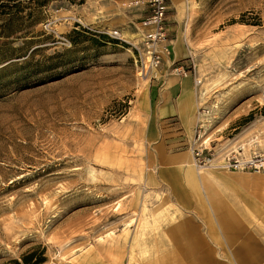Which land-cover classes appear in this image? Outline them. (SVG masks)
Wrapping results in <instances>:
<instances>
[{
    "label": "rangeland",
    "instance_id": "374dc122",
    "mask_svg": "<svg viewBox=\"0 0 264 264\" xmlns=\"http://www.w3.org/2000/svg\"><path fill=\"white\" fill-rule=\"evenodd\" d=\"M0 4V264L29 253L35 264H264V174L215 175L226 151L264 146V0L185 9L186 60L200 82L197 125L173 147L191 161L177 170L143 139L148 82L136 75L132 30L113 28L127 41L105 32L143 4ZM199 144L213 165L195 164Z\"/></svg>",
    "mask_w": 264,
    "mask_h": 264
},
{
    "label": "crops",
    "instance_id": "0c3cea01",
    "mask_svg": "<svg viewBox=\"0 0 264 264\" xmlns=\"http://www.w3.org/2000/svg\"><path fill=\"white\" fill-rule=\"evenodd\" d=\"M192 1L170 0L168 12L170 53L165 55L160 63V77L148 82L146 93L142 96L140 103L137 104L144 141L148 142L151 149L156 152L158 164H164V166L176 170L188 165L191 157L185 149L174 150L173 147L175 144L182 146L186 144L188 135L193 131L194 125H197L196 121H198L196 116L197 91L193 85L192 74L182 75L172 70L173 64L184 65L187 61L188 50L182 31V16ZM129 2L132 3L134 0H129ZM134 7L123 16V19L121 14H119V17H112V24L108 26L109 28L106 25L102 26L103 29L107 28L105 32L116 27L124 28L125 25V27L132 30L130 35L134 40L136 26L145 13L144 8ZM130 22L131 24H129ZM253 140L257 141L256 139ZM250 142L246 141L241 144L243 153L250 150L264 152V146L258 145L257 142ZM217 170L215 175L227 181L247 179L250 176L249 173L243 175L242 173H227L220 171L221 169ZM208 193L211 198L215 197V189L211 186H208ZM228 225L226 224V226ZM246 249L248 253L255 252L252 246L243 248V250ZM189 253L192 257L190 248L188 249V255H186L188 258H190ZM172 258L173 262L176 263L178 256L174 254ZM238 258L240 260L243 258L241 253H239ZM191 260V264H193L198 258L195 261L192 257Z\"/></svg>",
    "mask_w": 264,
    "mask_h": 264
},
{
    "label": "built area",
    "instance_id": "2783aa9c",
    "mask_svg": "<svg viewBox=\"0 0 264 264\" xmlns=\"http://www.w3.org/2000/svg\"><path fill=\"white\" fill-rule=\"evenodd\" d=\"M170 0H134V4H143L145 13L136 26L134 40L127 41L119 29L111 30L110 34L117 40L127 41L135 64L138 78L150 82L160 77L159 66L165 55L170 53L168 37V12ZM172 70L187 75L193 73V66L186 61L184 65L173 64ZM200 81L194 77V84ZM214 152L211 147L199 146L192 148V155L198 167L213 165ZM222 168L240 172H255L264 174V152L250 150L243 153L241 145L226 151Z\"/></svg>",
    "mask_w": 264,
    "mask_h": 264
},
{
    "label": "trees",
    "instance_id": "16d2710c",
    "mask_svg": "<svg viewBox=\"0 0 264 264\" xmlns=\"http://www.w3.org/2000/svg\"><path fill=\"white\" fill-rule=\"evenodd\" d=\"M7 5L6 4H0V9L5 13V9H6ZM9 9V8H8ZM32 255L31 253L26 254V255H22L21 257V261L13 259L12 260V264H35L34 262H32Z\"/></svg>",
    "mask_w": 264,
    "mask_h": 264
},
{
    "label": "bare ground",
    "instance_id": "6f19581e",
    "mask_svg": "<svg viewBox=\"0 0 264 264\" xmlns=\"http://www.w3.org/2000/svg\"><path fill=\"white\" fill-rule=\"evenodd\" d=\"M213 168V167H212ZM218 168H220L221 170H224V168H222V167H218ZM200 170H202V169H200Z\"/></svg>",
    "mask_w": 264,
    "mask_h": 264
}]
</instances>
